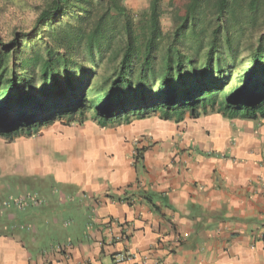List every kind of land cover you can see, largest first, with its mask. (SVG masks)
Instances as JSON below:
<instances>
[{"label": "crops", "instance_id": "obj_1", "mask_svg": "<svg viewBox=\"0 0 264 264\" xmlns=\"http://www.w3.org/2000/svg\"><path fill=\"white\" fill-rule=\"evenodd\" d=\"M82 125L10 187L43 207L0 218V264H264V119Z\"/></svg>", "mask_w": 264, "mask_h": 264}, {"label": "trees", "instance_id": "obj_2", "mask_svg": "<svg viewBox=\"0 0 264 264\" xmlns=\"http://www.w3.org/2000/svg\"><path fill=\"white\" fill-rule=\"evenodd\" d=\"M146 1L134 15L124 0H45L20 43H0V137L59 120H263L264 0H183L169 33L163 0ZM247 31L257 36L241 65Z\"/></svg>", "mask_w": 264, "mask_h": 264}, {"label": "rangeland", "instance_id": "obj_3", "mask_svg": "<svg viewBox=\"0 0 264 264\" xmlns=\"http://www.w3.org/2000/svg\"><path fill=\"white\" fill-rule=\"evenodd\" d=\"M44 4L45 0H0V43L7 44L14 41L16 38V42L20 43L21 39H23V35L31 32L33 22ZM124 5L134 15L143 13L148 9V2L146 0H124ZM162 8L164 14L160 21L161 28L164 33H169L173 29L174 17L183 14V0H163ZM256 36V33L250 35V31H247L246 36L241 38V44L239 46V64H246L248 54L246 48H248L250 42H255ZM97 72L98 75L103 74L102 65L98 68ZM88 122L93 121L88 120ZM116 125L117 124H115V126ZM83 127V125L79 124L69 125L65 120H59L48 128L40 129L32 134V136L22 134L11 141L0 137V184L4 186V189L1 188L0 190V218H2L3 221L6 219L4 215L11 212L13 209L17 211L18 209H25L28 206L33 209L43 207V205L38 207L42 203V201L39 202V196L23 195V193L20 194V192L14 193V191L10 190V187H12V185L16 186V183L33 181V178L28 179L20 177L26 174L28 166L35 167V165L38 164L42 166L48 164L47 161H45L46 157L39 155V152L41 153L42 149H50L48 143L51 136H62V140L65 137L76 138L77 134L83 132ZM110 127L112 126L106 128L110 129ZM39 149L41 151H39ZM50 155L49 153V158L52 156L56 157L54 153L52 156ZM56 159H58V157H56ZM40 182H44V179H40L35 184H39ZM20 198L25 200H22L20 205H17L16 203ZM28 198H31L32 201ZM31 204L34 206L37 204L36 207L38 208Z\"/></svg>", "mask_w": 264, "mask_h": 264}, {"label": "built area", "instance_id": "obj_4", "mask_svg": "<svg viewBox=\"0 0 264 264\" xmlns=\"http://www.w3.org/2000/svg\"><path fill=\"white\" fill-rule=\"evenodd\" d=\"M22 200H25V199H22L20 198L18 201H17V205H20V202ZM18 207V206H17ZM113 260H114V263L115 264H135L134 263V256L131 255V254H128L127 252L125 251H122V252H118L114 255L113 257Z\"/></svg>", "mask_w": 264, "mask_h": 264}]
</instances>
